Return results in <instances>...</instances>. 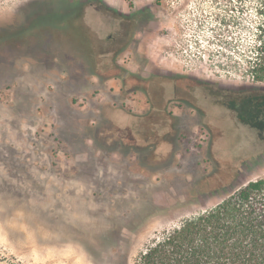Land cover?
<instances>
[{"label": "rangeland", "instance_id": "obj_1", "mask_svg": "<svg viewBox=\"0 0 264 264\" xmlns=\"http://www.w3.org/2000/svg\"><path fill=\"white\" fill-rule=\"evenodd\" d=\"M156 1L0 0V264H135L215 190L264 176L260 0ZM144 11L154 57L166 44L196 79L193 116L147 112L113 53Z\"/></svg>", "mask_w": 264, "mask_h": 264}, {"label": "trees", "instance_id": "obj_2", "mask_svg": "<svg viewBox=\"0 0 264 264\" xmlns=\"http://www.w3.org/2000/svg\"><path fill=\"white\" fill-rule=\"evenodd\" d=\"M258 12L259 46L250 64L254 79L263 82L264 0ZM214 194L220 199L212 208L155 239L135 264H264V176Z\"/></svg>", "mask_w": 264, "mask_h": 264}, {"label": "flooded vegetation", "instance_id": "obj_3", "mask_svg": "<svg viewBox=\"0 0 264 264\" xmlns=\"http://www.w3.org/2000/svg\"><path fill=\"white\" fill-rule=\"evenodd\" d=\"M156 4L162 7L163 0L156 1ZM115 13L121 15L118 11H115ZM139 14L142 16L145 15V25L142 29L133 25L132 27L135 26V28L131 27L129 43L120 50L116 49V52L113 53L119 55L121 50L125 49L127 53L126 56L130 58V62H136L135 68H131L130 75L133 84H142L141 89L144 93L143 91H141V93H143V95L145 94L147 99V112L153 110L154 104L161 103L163 104L162 116L165 117V120H180V115H195L197 106L201 105L198 99H204V97L199 98L191 93L193 88L198 87L194 84L196 83L194 82L196 79H193L190 75L184 74V72H181L177 67L170 64V59L173 57L175 50L166 48V44H164L163 50L160 51L159 56L157 58L154 57L152 49L150 48V43H152L150 40L152 36L151 33H155V26L152 23L153 17H151L152 14L148 13V16H146V11ZM139 14L131 17H129V15L122 17L126 20L129 19L131 23H133L136 18H138L137 16ZM157 23L158 33L161 34V36H165L163 33L165 28H161L162 26L159 20ZM137 28L139 30H137ZM119 31L122 34H126L125 26L121 25ZM140 33L142 35L139 37ZM110 40H113V38L110 37ZM107 53L111 54L109 51H107ZM139 57L143 66L137 64ZM139 72H141V75L138 74ZM180 78L186 79L188 82L181 86L179 82Z\"/></svg>", "mask_w": 264, "mask_h": 264}, {"label": "crops", "instance_id": "obj_4", "mask_svg": "<svg viewBox=\"0 0 264 264\" xmlns=\"http://www.w3.org/2000/svg\"><path fill=\"white\" fill-rule=\"evenodd\" d=\"M170 150H171V151H173V149H172V148H171Z\"/></svg>", "mask_w": 264, "mask_h": 264}]
</instances>
